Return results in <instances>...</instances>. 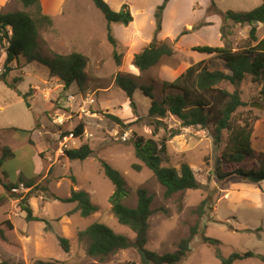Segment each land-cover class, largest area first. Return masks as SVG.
<instances>
[{"label":"rangeland","instance_id":"374dc122","mask_svg":"<svg viewBox=\"0 0 264 264\" xmlns=\"http://www.w3.org/2000/svg\"><path fill=\"white\" fill-rule=\"evenodd\" d=\"M189 1L176 0L164 22V31L176 34L187 23L195 24L198 21L195 30L182 38L183 46L195 40L215 41L216 24L220 19L224 45L240 49L255 43L250 38L251 26L248 23L224 20L223 12L250 10L258 0H214V5L213 0ZM195 2L199 6L193 9L192 3ZM4 3L5 6L0 4V13L27 10L18 0H4ZM64 8V16L57 21L59 30L41 26L38 46L31 52L38 59H51L56 53L85 50L88 64L83 85L74 83L62 89L59 87L60 81L50 76L45 65L38 64L37 60L28 63L23 54L20 56L21 63L13 62V70L7 73L6 78L0 77V159L5 146L13 153L3 161L0 176L5 182L19 186L18 195L32 193L29 204L34 215L42 219L27 221L19 199L11 198L0 205V221L10 219L9 213L14 215L18 240L5 242L0 239V261L7 264H35L38 259H52L69 264H142L135 248L121 249L101 260L87 253V240L78 239L79 231L93 222L105 223L116 233L125 234L131 239L136 236L128 226L117 220L112 211L109 198L114 185L105 176L100 158L125 177L129 190L125 201L127 205H137V190L141 187L153 196L148 249L159 254L175 251L181 239L189 236L191 228L197 226L198 233L191 242L189 254L177 264H219V253L224 257L246 251L264 255V181L255 183L242 176L220 180L216 172L218 164L222 171H226L223 153L228 149L227 143L233 141L242 128L252 129V147L264 152V108L250 106L251 102L264 103V80L255 82L251 75H247L242 81L239 88L246 104L234 112L231 128L223 131L222 141L218 145L209 128L182 127L181 121L169 113L163 118L165 126L154 132L148 124L152 99L141 87H152L154 98L159 101L167 93L174 92L164 82L174 81L190 65L201 61L192 47L178 49L179 37L170 38L176 53L163 57L157 65L141 72L134 65L132 55L119 45L117 49L121 64L116 62L113 53L115 47L108 38V21L92 0H67ZM156 9L153 12L150 7L141 21L145 34L151 35L154 26L156 28ZM202 25H205L203 30L197 31L196 28ZM263 34L264 22L257 24L256 35L260 38ZM92 37L100 41L99 46L92 44ZM7 47L5 41H0V74L5 71ZM213 57L215 54L203 60L212 58V70L227 71L224 63ZM120 73L132 75L138 86L133 96L138 117L142 119L128 127L119 126L107 115H118L126 123L137 119L126 92L115 81ZM219 87L233 91L236 86L224 81ZM40 88L48 90L42 92ZM50 90L54 92L49 95ZM35 91L38 93L31 96ZM90 99L94 101L89 102ZM79 123L85 127L83 134L74 135L68 141L69 146L63 147L61 142L64 137L70 136ZM173 129H177L178 134H173ZM134 131L157 141L166 136L168 151L163 164L179 169L182 163H188L203 186L166 197L165 188L149 168L144 165L139 171L133 168L134 163H141L135 156L131 140ZM84 143L91 145L94 156L86 160H70L65 150ZM253 161L250 158L245 164ZM29 180L36 182L37 186L26 187ZM72 188L88 191L99 210L84 217L75 210L76 203L64 202L59 198L70 196ZM6 193L0 184V196ZM203 199L209 201L205 205L206 213L200 216L197 208ZM60 236L69 239V252L63 250ZM206 238L218 242L210 243L205 241ZM232 264H264V261L255 256L236 259Z\"/></svg>","mask_w":264,"mask_h":264},{"label":"trees","instance_id":"16d2710c","mask_svg":"<svg viewBox=\"0 0 264 264\" xmlns=\"http://www.w3.org/2000/svg\"><path fill=\"white\" fill-rule=\"evenodd\" d=\"M27 10H17L13 12L0 13V27L4 29L9 45L7 47V56L4 62L5 71L0 77L6 78L8 72L13 70L12 63L20 64V56L26 57V62L34 60L39 61L49 69V74L61 80L64 88L71 87L74 83L83 85L86 79V67L88 57L79 51L61 54L56 53L51 59L37 57L31 51L38 46L39 29L41 26L53 27V19L43 11L41 0H18ZM95 5L104 13L108 21V38L114 45V57L118 64H121V55L118 53L119 42L113 34L112 23L129 24L133 20L130 10L126 7L120 11L111 8L106 0H92ZM169 0H164L157 6L155 12L156 28L153 39L140 52L134 55L133 63L141 71L145 72L157 65L163 57L172 56L176 49L170 38L164 40L158 39V33L162 29V14ZM214 5V0H213ZM224 20H232L235 23H248L251 28L250 38L255 42L247 47L233 49L228 45L210 46L197 45L192 49L202 53L215 54L213 59H220L227 71L222 69L212 70L210 68L211 59L201 60L189 66L174 81H165L167 88H172L174 92L166 94L162 101L154 98L152 87L142 86L145 94L152 99L148 110L149 125L153 131L157 132L159 127L165 126L163 118L168 113L177 117L181 121L182 127L200 126L209 128L214 137L215 144L222 141L223 131L231 128V120L234 112L246 103L241 97L240 85L247 75H251L255 82L264 80V36L259 39L256 35V22H264V2L259 6L248 11H226L223 12ZM12 28V34L8 35L6 27ZM189 32L184 30L183 34ZM224 33L222 32V39ZM3 38L0 36V41ZM18 77L15 78L17 80ZM116 83L126 92L129 98L133 113L137 116L135 121L125 122L121 117L113 113L107 115L119 126H131L142 118L138 117L137 105L134 100V90L138 87L134 82L132 75L119 74L116 77ZM228 81L235 85V89L230 91L226 88H220L219 84ZM264 93V84L262 87ZM224 100V103H223ZM219 105V106H218ZM213 123V124H212ZM83 123H79L74 129L75 136H81L84 132ZM16 129V128H15ZM18 129V128H17ZM30 133L29 131H25ZM177 129H173V134H178ZM67 134V133H66ZM253 132L252 129H240L234 136L233 141L227 143L228 149L223 153L222 159L225 161L227 169L222 171L221 165L216 167L217 176L220 180L231 176H242L252 182L259 183L264 181V152L256 151L252 147ZM132 143L134 145L135 156L141 163H134L133 168L141 170L143 165L149 168L156 176L159 183L165 188V196L170 197L175 193L186 191L188 189L201 188L203 185L198 181L193 168L186 162L177 169L173 166L163 164L166 152L168 151V138L163 136L160 141L153 138H147L144 135L133 132ZM4 152L0 159V167L5 159L12 156L11 149L4 147ZM70 160H86L94 156V149L89 143H84L77 148L65 150ZM252 158L254 161L245 164V161ZM101 167L105 176L110 179L114 185V191L109 200L112 205V211L117 220L128 226L134 233L135 238L131 239L125 234L116 233L108 225L102 222H93L84 230L79 231L78 239L87 240V253L92 257L104 260L108 256L121 249L135 248L140 255L142 264H177L189 254L191 242L198 233V227L191 228L190 234L179 242L178 248L172 252L159 254L147 248L148 232L150 228L149 219L153 213L151 207L153 196L146 188L137 190V205L132 207L126 204L129 195L127 182L122 173L113 168L106 160L100 158ZM73 180L76 181L75 177ZM23 183V182H20ZM0 184L7 191L6 195L0 196V205L5 204L9 199H19L20 207L26 212L27 221L42 220L34 215L33 209L29 204L32 193L18 195L17 184H9L0 176ZM26 187L35 188L36 182L27 181ZM17 189V190H15ZM44 189V188H43ZM15 192V193H12ZM64 202L76 203L75 210L79 211L84 217H87L99 210V207L93 203L90 194L86 190L72 188L71 195L61 198ZM209 200L203 199L197 208L200 216L206 213L205 205ZM0 239L5 242L18 241L16 237L15 225L11 219L0 221ZM64 251L69 252L70 243L66 237H59ZM205 241L216 244L218 241L212 238H206ZM221 261L219 264H232L236 259L247 257H259L264 261V255L256 254L252 251L244 253H233L229 257L218 254ZM0 264H7L0 261ZM35 264H69L68 262L52 259H38Z\"/></svg>","mask_w":264,"mask_h":264},{"label":"crops","instance_id":"0c3cea01","mask_svg":"<svg viewBox=\"0 0 264 264\" xmlns=\"http://www.w3.org/2000/svg\"><path fill=\"white\" fill-rule=\"evenodd\" d=\"M41 1H42V7H43L44 13L51 16L53 19L54 24H53L52 28L54 30H59V26L57 24V21H58V18L63 17L65 14L64 6H65V2L67 0H41ZM106 1L109 3L111 8L115 11H120L124 7L128 8L130 10L132 16H133V20L129 24L125 25V24H120V23H112L111 27H112V30L114 32V35L116 36V39L119 42V46L121 48L126 49L127 53L131 54L132 58L134 59V55L136 53L140 52L145 46H147L151 42V40L153 39L154 30H155V26H154V28L152 29L151 35L145 34V31L142 28L141 21L143 20L144 15H146V13L150 7L152 8V11L154 12L157 5L161 4V2L163 0H154V1L153 0H106ZM145 1L149 2L150 6H148V3ZM175 2H176V0H170L167 4L165 10H164L163 20H162V29L158 33V39L159 40H164L166 38H171V39L176 38L177 39L179 37L178 45L176 44L177 45L176 47L178 49H181L182 47L186 48V47H193V46H197V45L224 46V41L222 39L221 27H220L221 19L218 20V22L216 24L218 26L217 29L215 30L216 40L213 42L195 40L192 43L188 44L187 46H183L182 38L184 36H186L189 32H193L195 30L194 26L198 21L195 24H193L192 22L187 23L186 26L182 27L183 29L180 28L178 30V33H176V34H172L169 31L165 32L164 31L165 17L168 14V12H171L173 10V6H174ZM263 2H264V0H258L257 2H255L253 4L254 8L259 6ZM189 3H190V1H189ZM0 4H1V6H5L4 0H0ZM192 6L194 9V8L198 7L199 5L195 2V3H192ZM246 11H248V10H246ZM153 22H155V20ZM207 22H211V21H207ZM260 23L262 24V22H256V26H257V24L259 25ZM212 24H215V23L213 22ZM205 25H209V24H205ZM205 25H202L201 27L196 28L197 31L203 30ZM184 30H188L189 32L183 34ZM57 36L60 37L58 34H57ZM263 36H264V34L262 36H260L259 39H261ZM91 40H92L91 42L93 45L99 46L100 41L98 42V39L96 37H92ZM72 51H75V50H69V52H66V53H70ZM76 51H78V50H76ZM79 52L86 54L85 50L79 51ZM193 52L195 54H197L196 57L198 60H203L204 57H206V56L208 57L210 55L211 56L213 55V54L198 52L195 50H193ZM34 61H36V60H34ZM37 62L40 65L42 64L39 61H37ZM48 72H49V69H48ZM58 80L60 81L59 87H61L63 89L64 88L63 83L61 82L60 79H58ZM43 81L47 82L48 80H43ZM48 82H51V81L49 80ZM37 86H39V85H37ZM33 87H35V86H33ZM59 87H57V88H59ZM57 88L55 89L56 92L59 91ZM47 90H48V88L47 89H41L40 88V91H42V92H46ZM52 92H54V91L50 90L48 92V94L50 95ZM37 93L35 91L34 94H31V96H34ZM29 106H31V104ZM13 127H16V126H13ZM8 205H9V203H8ZM8 216L13 221L14 215L9 213ZM36 216H38V215H36ZM15 231H16V228H15ZM16 233H17V231H16Z\"/></svg>","mask_w":264,"mask_h":264},{"label":"built area","instance_id":"2783aa9c","mask_svg":"<svg viewBox=\"0 0 264 264\" xmlns=\"http://www.w3.org/2000/svg\"><path fill=\"white\" fill-rule=\"evenodd\" d=\"M6 30H7V34L8 35H11L12 34V28L10 26H7L6 27ZM0 36L3 38V41H5L9 45V42L7 40V36H5V34H4V29L1 28V27H0ZM5 51H6L5 52V55H6L7 54V49H5ZM93 101H94L93 99H90L89 102H93ZM73 137H74V134L73 133H71L70 136H65L64 137V141L61 142V145L63 147H68L69 146L68 141L71 138L73 139ZM15 190H17V189H15Z\"/></svg>","mask_w":264,"mask_h":264},{"label":"water","instance_id":"95a60500","mask_svg":"<svg viewBox=\"0 0 264 264\" xmlns=\"http://www.w3.org/2000/svg\"><path fill=\"white\" fill-rule=\"evenodd\" d=\"M250 106L251 107H257V108L262 109V108H264V103H261V102H251L250 103Z\"/></svg>","mask_w":264,"mask_h":264},{"label":"clouds","instance_id":"9594fccd","mask_svg":"<svg viewBox=\"0 0 264 264\" xmlns=\"http://www.w3.org/2000/svg\"><path fill=\"white\" fill-rule=\"evenodd\" d=\"M5 62V61H4Z\"/></svg>","mask_w":264,"mask_h":264}]
</instances>
